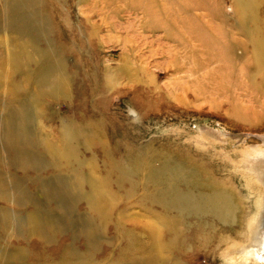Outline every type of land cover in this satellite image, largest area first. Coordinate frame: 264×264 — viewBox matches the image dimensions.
Returning a JSON list of instances; mask_svg holds the SVG:
<instances>
[{
	"label": "rangeland",
	"instance_id": "1",
	"mask_svg": "<svg viewBox=\"0 0 264 264\" xmlns=\"http://www.w3.org/2000/svg\"><path fill=\"white\" fill-rule=\"evenodd\" d=\"M199 2L204 7L190 12L189 0H0V63L6 61L8 51L14 52V38L22 25L23 32L32 35L34 47L48 53L43 60L51 64L50 74L66 78L72 90L68 96L50 95L53 99L37 105L29 98L36 81L40 82L35 61L21 74L0 69V133L6 122L18 126L19 120L28 124L26 118H35L29 141L20 145L43 162L19 167L9 164L14 159L0 160V192L4 193L0 212H11L1 223L6 224L0 229V248L20 246L36 252L35 256L43 252L55 258L64 249L71 250V231L85 226L72 223L81 217L83 203L72 211L69 197L59 204L45 197L48 188L71 190L67 177L56 180L54 160L43 145L46 130L60 126L59 121H47L49 116L82 112L88 116L86 122L96 124L97 142L119 145L121 154L129 146L150 147L152 154L171 152L176 160H227L240 171L256 151L264 150V112L244 92H230L234 68L252 63L253 48L249 45L248 57H238L241 46L233 34L242 29L231 0ZM262 2L255 21L262 19L257 25L262 26L264 49ZM187 35L191 37L188 52ZM26 45L39 61L40 51ZM186 54L194 61L187 62ZM29 70L34 77H26ZM11 85L19 97L6 90ZM98 87H105L104 93L93 100L89 94ZM12 189L14 198H8ZM128 210L146 218L137 205ZM13 213L23 217L17 226ZM30 217H43L42 236L49 239L47 243L38 235L29 237ZM20 230L25 235L12 236ZM74 244L82 246L83 239ZM100 249L107 250L103 245Z\"/></svg>",
	"mask_w": 264,
	"mask_h": 264
},
{
	"label": "bare ground",
	"instance_id": "2",
	"mask_svg": "<svg viewBox=\"0 0 264 264\" xmlns=\"http://www.w3.org/2000/svg\"><path fill=\"white\" fill-rule=\"evenodd\" d=\"M262 1L231 0L233 15L240 24L239 30L242 29L233 34L234 42L241 46L237 56L248 57L249 45L255 54L252 63L248 61L234 68L237 70L231 78L230 92H244L255 100V108L264 112V49L259 31L262 26L257 25L262 19L255 21ZM191 2L193 6L187 8L190 12L204 7L199 0H189V4ZM17 33L16 45H12L14 52H7L0 69L6 72L14 69L21 74L28 63L35 61L39 65L36 75L40 73V82L36 81L39 85L33 96H29L31 101L38 105V101L47 102L46 99L54 96H68L72 90L67 79L50 74L51 64L43 60L46 54L49 57L48 53L34 47L30 40L32 35L23 32L22 25ZM185 41L188 52L191 37L187 35ZM26 42L33 45V50L40 51L39 61L34 60ZM197 46L195 49L199 48ZM185 58L187 62L194 61L191 54H186ZM25 75L34 77L30 70ZM18 83L13 81L14 86ZM13 85L6 90L19 97ZM104 89L92 90L90 98L96 100L94 98L100 97ZM57 116H49L47 121H59L60 126L46 130L42 140L48 156L54 160L56 180L67 177L71 190L48 188L45 197L57 204L69 197L72 211L83 203L81 217L76 215L79 219H73L72 223L75 226L84 222L85 226L71 231V250L64 249L55 258L43 252L42 256H35L36 252L20 246L0 248V264H264V150L256 151L240 171L227 160L220 163L176 160L171 152L152 154L150 147L129 146L121 154L119 145L97 142L100 135L99 130L93 131L97 129L96 124L89 119L86 122L88 116L82 112ZM99 118L102 121L104 116ZM34 121L35 118H26L28 124L21 120L18 126L4 124L0 133V160L14 159V163H7L19 167L43 163L33 159L34 156L20 145L29 141L28 135L33 133L30 124ZM102 134L107 136L105 131ZM34 136L39 138L37 134ZM13 152L15 155L11 154ZM13 192L14 189L8 198H14ZM133 205L139 206L150 220L129 213ZM0 213H4L0 214V229H3L6 223H1L11 212ZM13 218L16 226L23 220L16 213ZM42 226L43 217H30L29 222L26 221L29 237L38 235L41 237L38 239L47 243L49 239L42 236ZM19 235H25L24 231H15L12 236ZM81 239L83 245L76 246L74 243ZM100 245L107 250L101 251Z\"/></svg>",
	"mask_w": 264,
	"mask_h": 264
}]
</instances>
